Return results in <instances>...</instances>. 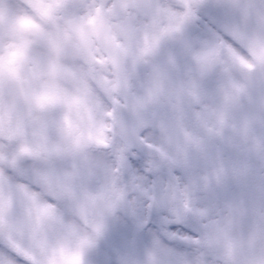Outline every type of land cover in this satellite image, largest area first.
I'll list each match as a JSON object with an SVG mask.
<instances>
[{"label":"snow or ice","instance_id":"obj_1","mask_svg":"<svg viewBox=\"0 0 264 264\" xmlns=\"http://www.w3.org/2000/svg\"><path fill=\"white\" fill-rule=\"evenodd\" d=\"M113 251L264 264V0H0V264Z\"/></svg>","mask_w":264,"mask_h":264},{"label":"clouds","instance_id":"obj_2","mask_svg":"<svg viewBox=\"0 0 264 264\" xmlns=\"http://www.w3.org/2000/svg\"><path fill=\"white\" fill-rule=\"evenodd\" d=\"M111 223L110 241H112L116 246H122L123 238L125 236H130L133 230V224L131 219L124 216L123 213L119 215L118 219H115ZM106 257L102 256L101 260ZM111 259L113 264L116 259L115 252L111 253Z\"/></svg>","mask_w":264,"mask_h":264}]
</instances>
